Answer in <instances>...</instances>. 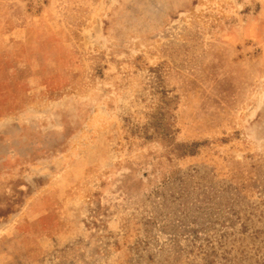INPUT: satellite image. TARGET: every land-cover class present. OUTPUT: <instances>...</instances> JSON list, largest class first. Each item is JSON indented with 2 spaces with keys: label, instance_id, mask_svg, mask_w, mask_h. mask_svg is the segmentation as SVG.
Instances as JSON below:
<instances>
[{
  "label": "rangeland",
  "instance_id": "374dc122",
  "mask_svg": "<svg viewBox=\"0 0 264 264\" xmlns=\"http://www.w3.org/2000/svg\"><path fill=\"white\" fill-rule=\"evenodd\" d=\"M0 264H264V0H0Z\"/></svg>",
  "mask_w": 264,
  "mask_h": 264
},
{
  "label": "crops",
  "instance_id": "0c3cea01",
  "mask_svg": "<svg viewBox=\"0 0 264 264\" xmlns=\"http://www.w3.org/2000/svg\"><path fill=\"white\" fill-rule=\"evenodd\" d=\"M59 235H60V236L63 235V236H65L66 238H67V237H71L70 235H67L66 233H63V232H62L61 234H59ZM59 235H57L54 239H58V238L60 237ZM58 248H60V247L58 246Z\"/></svg>",
  "mask_w": 264,
  "mask_h": 264
}]
</instances>
